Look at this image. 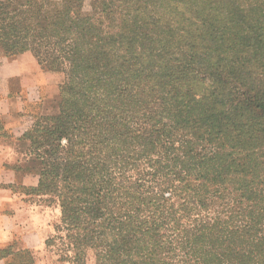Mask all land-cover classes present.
Returning a JSON list of instances; mask_svg holds the SVG:
<instances>
[{"label":"trees","instance_id":"trees-1","mask_svg":"<svg viewBox=\"0 0 264 264\" xmlns=\"http://www.w3.org/2000/svg\"><path fill=\"white\" fill-rule=\"evenodd\" d=\"M0 51L63 76L17 142L71 264H264V0H0Z\"/></svg>","mask_w":264,"mask_h":264},{"label":"crops","instance_id":"crops-1","mask_svg":"<svg viewBox=\"0 0 264 264\" xmlns=\"http://www.w3.org/2000/svg\"><path fill=\"white\" fill-rule=\"evenodd\" d=\"M53 77L40 68L30 51L12 58L0 55V264L8 263L6 248L22 246V196L16 188L35 187L38 179L32 172L20 174L15 166L17 140L32 121L26 105L39 99L41 85L49 84L48 90L54 93Z\"/></svg>","mask_w":264,"mask_h":264},{"label":"rangeland","instance_id":"rangeland-1","mask_svg":"<svg viewBox=\"0 0 264 264\" xmlns=\"http://www.w3.org/2000/svg\"><path fill=\"white\" fill-rule=\"evenodd\" d=\"M92 1L80 0L85 9L88 8ZM0 55H3L1 51ZM50 73H53V76H55L52 81L56 83L54 85L55 91L51 93L48 90L49 84L41 85L39 88V99L36 102L27 103L26 105V110L32 116V119L36 115L47 114L55 110L54 101L63 76L57 72ZM28 144V142L22 144L17 142L16 144L17 163L15 166L20 174L24 173L23 170H20L21 167L19 166H22L25 155L24 152H19L20 149L18 146L20 147L21 145V149L24 151L29 148ZM16 189L22 196L21 208L23 210L21 212V225L24 228L22 246L20 249L14 250L7 248V264H71L66 258V249L57 238L53 243L48 242V239L56 234L54 225L59 217V207L45 195H37L27 187L19 186ZM28 230H31V233L27 232ZM27 244H30L31 247H27ZM85 264H94L93 256L90 252L87 254Z\"/></svg>","mask_w":264,"mask_h":264}]
</instances>
